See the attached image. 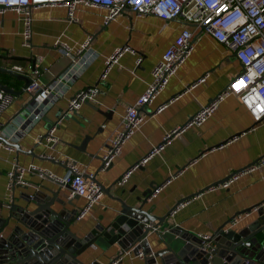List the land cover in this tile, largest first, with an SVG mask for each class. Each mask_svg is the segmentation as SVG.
I'll return each instance as SVG.
<instances>
[{
    "label": "crops",
    "instance_id": "crops-1",
    "mask_svg": "<svg viewBox=\"0 0 264 264\" xmlns=\"http://www.w3.org/2000/svg\"><path fill=\"white\" fill-rule=\"evenodd\" d=\"M104 13L102 8L78 3L73 12L75 21L67 22L66 10L59 4L32 8L29 47L21 44L22 26L17 14L13 10L0 13V82L15 91L20 90L23 81L2 69L17 65L22 68L19 74L29 76L39 85L52 84L71 63L70 58L54 46V41L59 37L77 47L90 36L81 56L87 65L75 61L67 76L53 88L48 95L49 102L43 101L47 106L44 114L13 142L19 151L15 152L14 148L7 151L0 146V200H8L11 193L15 198L21 193H31L39 184L55 187L47 178L24 172L22 186L8 190L6 173L13 163L33 164L54 176H62L65 167L58 161L67 159L83 174H93L104 187L112 184L109 189L112 197L125 199L140 195L149 184L161 185L143 206L152 215L166 214L183 199L184 203L158 230L177 225L195 235H211L232 216L260 204L264 199V164L240 173L225 188L210 189L231 173L246 169L264 154V118L254 122L236 97H224L201 125L186 126L163 141L166 133L184 126L190 116L225 88L241 69L227 48L193 26L190 54L152 102L143 108L146 118L139 130L122 145L107 169H99L105 146L119 127L125 107L143 92L150 80L151 68L186 25L180 20L163 21L149 14L136 16L129 10H123L103 24ZM123 46L133 53H122L101 79L104 59ZM136 56L141 58L138 65H135ZM32 64L37 74L30 72ZM94 85L99 89L94 101L84 102L74 113L67 112L58 119L57 115L66 111L68 100L76 92ZM52 95L57 97L50 101ZM28 101L29 95L25 92L14 95L0 114V121L6 123L16 115L25 116L33 107ZM161 105L164 108L156 112ZM56 120L53 132L56 140L36 141ZM83 141L84 146L80 148ZM162 143L160 151L150 154L144 164L130 172L126 183L121 186L114 183ZM61 189L63 197L73 204L67 206L69 210L75 208L78 212L86 203L82 197H69V189ZM118 206L115 200L102 194L70 228L83 236L96 224L105 226ZM256 216L250 211L230 228H241ZM227 225L228 222L226 228ZM148 244L152 251L163 247L155 239ZM118 251L115 244L89 247L78 258L84 264H108ZM118 260L114 264H143L142 258L131 253H124Z\"/></svg>",
    "mask_w": 264,
    "mask_h": 264
},
{
    "label": "built area",
    "instance_id": "built-area-1",
    "mask_svg": "<svg viewBox=\"0 0 264 264\" xmlns=\"http://www.w3.org/2000/svg\"><path fill=\"white\" fill-rule=\"evenodd\" d=\"M78 3L104 9L103 24H106L123 10H129L136 16L149 14L163 21L180 20L186 24L175 36L173 43L163 51L159 60L151 68L150 80L143 92L125 107L119 127L115 130L101 156V170L110 166L112 160L120 153L122 145L133 133L139 130L144 122L146 113L139 111V108H144L152 102L156 95L165 87L168 79L175 74L178 67L190 54L192 49V26L227 48L239 62L241 69L238 74L231 78L225 88L190 116L184 126L166 133L163 141H167L172 134L186 126L201 125L215 110L217 104L229 95L239 100L254 122H259L264 118V0H0V13L4 10H13L17 14L22 26L21 44L29 47L30 10L32 8L59 4L66 10V21L73 22L75 21L73 12ZM89 39L90 36H87L77 47L68 45L59 37L54 41V46L70 58V67L60 76H57L52 84L39 85L36 80L31 79L26 92L30 97L29 104L33 107L27 111L25 116L16 115L6 123L0 121V135L6 141L15 142L41 118L47 109L43 101L49 102L48 95L67 76V71L74 67L75 61L79 60L83 65H87V61L82 60L81 56ZM127 51L133 53L126 46L116 48L104 59V68L100 74L101 79L104 78L108 68L117 62L118 57ZM140 60V56H136L135 65H138ZM29 69L32 74L38 73L34 66H30ZM9 70L20 73L22 68L12 65ZM202 78L203 76L198 81H201ZM98 92L99 89L95 85L80 89L68 100L66 113L77 110L84 102L94 101ZM56 97V95H52L50 101L55 100ZM13 99L14 95L0 90V114L10 105ZM163 108L164 105L159 106L156 112ZM57 123L58 120L46 130L45 135H38L36 141H55L56 138L53 136V132ZM0 146L7 151L13 150L10 145H5L2 142H0ZM162 148L163 143L150 150L145 157L133 164L116 180V185L121 186L126 183L132 170L144 164L150 154L160 151ZM58 162L65 167V172L62 176H54L33 164L24 166L13 163L10 170L6 173V187L11 190L15 185L23 184L22 175L24 172L35 173L41 178L49 177L54 181L67 184L69 186V197H82L86 202L80 207L76 215V219H79L86 209L98 201L102 192L94 182L93 174H83L78 170L74 162L67 159ZM262 164H264V156L256 163L246 167V169L231 173L226 180L211 186L210 189L225 188L240 173L252 170L255 166ZM160 186L154 191L148 201L158 191ZM183 203L184 201L172 208L170 214ZM256 209L257 207H253L250 211L254 212ZM247 213L242 212L231 217L227 227L229 228L236 224ZM197 236L201 239H207L210 235L197 234ZM148 256L152 257V253L150 252ZM138 257L142 258V255L139 253ZM118 259L120 257L111 260L108 264H114ZM146 264H157V262Z\"/></svg>",
    "mask_w": 264,
    "mask_h": 264
},
{
    "label": "water",
    "instance_id": "water-1",
    "mask_svg": "<svg viewBox=\"0 0 264 264\" xmlns=\"http://www.w3.org/2000/svg\"><path fill=\"white\" fill-rule=\"evenodd\" d=\"M2 71L23 81V85L15 91L0 82L1 91L12 95L27 93L26 88L31 82L29 76L6 69ZM66 115L65 111L57 117ZM0 142L10 145L15 152L19 151L16 143L6 141L1 135ZM83 146L84 141L80 148ZM44 178L55 187L39 184L31 193H21L16 198L11 193L8 200H0V264H84L78 256L89 247L102 248L113 244L119 251L112 260L121 258L124 253L135 257L140 253L143 264H264V199L254 206L257 207L254 211L257 216L251 222L241 228H226L228 220L209 238L201 239L177 225L158 230L166 223L172 209L162 216H155L143 206L159 186L149 184L140 195L124 199L109 194L112 184L104 187L94 179L102 194L108 195L119 206L107 225L96 224L83 236H78L70 228L77 220L78 212L75 208H67L73 204L63 197L61 191V188L69 189V186L49 177ZM120 194H123L122 190ZM251 208L243 212H249ZM154 239L163 247L152 251L148 243ZM150 252L152 257L148 256Z\"/></svg>",
    "mask_w": 264,
    "mask_h": 264
}]
</instances>
